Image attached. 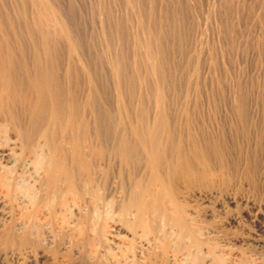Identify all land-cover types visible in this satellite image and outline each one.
<instances>
[{"label": "bare ground", "instance_id": "6f19581e", "mask_svg": "<svg viewBox=\"0 0 264 264\" xmlns=\"http://www.w3.org/2000/svg\"><path fill=\"white\" fill-rule=\"evenodd\" d=\"M67 1L0 0V264H264V97L204 96L205 17Z\"/></svg>", "mask_w": 264, "mask_h": 264}, {"label": "rangeland", "instance_id": "374dc122", "mask_svg": "<svg viewBox=\"0 0 264 264\" xmlns=\"http://www.w3.org/2000/svg\"><path fill=\"white\" fill-rule=\"evenodd\" d=\"M191 1L186 0V3L194 11V15L205 17V22L208 23L203 26V33L207 35L204 34L205 37L202 34L200 36L202 45H197L202 48L196 46L194 50L195 54L200 50L198 53L203 63L200 80L204 96L223 100L238 95L237 91L240 90L245 96L264 97V0ZM62 3L68 5L67 0H62ZM93 3V0H77L78 7L72 16L75 29L86 37L97 35L91 28L89 16V8L94 5ZM204 27L205 29L208 27L206 29L208 32ZM104 86L108 93L107 100H111L112 103L113 93L110 94V88L105 84ZM189 92L196 95L193 90ZM200 92L197 95H200ZM238 193L254 198L264 213V179L261 176L254 174L251 178L246 177ZM229 206L234 207L231 204ZM245 220H243L245 227L250 230L253 228L252 232H255L256 227L253 223L249 219ZM5 259L9 263V260ZM3 261L6 263L4 258Z\"/></svg>", "mask_w": 264, "mask_h": 264}]
</instances>
